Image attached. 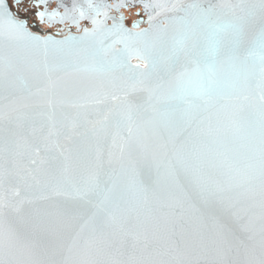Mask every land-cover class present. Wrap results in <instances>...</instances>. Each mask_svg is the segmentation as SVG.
<instances>
[{"label":"water","instance_id":"95a60500","mask_svg":"<svg viewBox=\"0 0 264 264\" xmlns=\"http://www.w3.org/2000/svg\"><path fill=\"white\" fill-rule=\"evenodd\" d=\"M249 5L259 0L153 3L140 32L114 23L46 44L0 20V259L260 264L264 82L254 36L246 64L202 65L216 81L211 97L201 76L169 71L175 41L203 10L225 24ZM10 227L20 240L9 252Z\"/></svg>","mask_w":264,"mask_h":264},{"label":"snow or ice","instance_id":"6c2138e0","mask_svg":"<svg viewBox=\"0 0 264 264\" xmlns=\"http://www.w3.org/2000/svg\"><path fill=\"white\" fill-rule=\"evenodd\" d=\"M14 5L19 6L22 0H13ZM49 0H38L34 3V7L39 8L41 5L48 6ZM59 7H65L63 0L59 4ZM117 7H120L119 5ZM145 9H148L150 5L145 4ZM158 7V6H155ZM176 7L175 5L173 6ZM197 5H189L188 10L197 8ZM228 7H240L242 10L244 6H231ZM259 8V19L254 18L256 8ZM251 11L246 12L244 16H238L232 22L225 24L218 23L212 19L214 9L209 6L208 9L203 10L204 18L202 20L194 22V26L190 28L188 35L175 41V46L172 53L173 66L170 67L169 71H173L175 65L181 66V71L176 75V79L183 80L185 77H189L193 74L204 78L203 94L211 97L215 92L216 81L211 79V76L204 77L202 71V65L206 67H212L216 64L228 63L232 66L244 65L247 63L248 57L254 55L249 52L247 45L249 43L248 36L252 34L254 39L251 41L254 45L259 47V71L264 82V0H259V5H249ZM79 9L73 5L71 9L65 11V15H70L73 11ZM58 11L45 12L40 11L36 13V16L40 21H43L45 16L49 18H55L59 16ZM80 16H84V12L80 11ZM63 19V18H62ZM121 20L123 17L120 18ZM0 20H3L9 28L16 34L27 37L30 40L38 43H47V41H41V37L33 35L27 29V22L23 19L14 18L7 0H0ZM78 23V22H77ZM93 24L97 21L93 18ZM114 30L126 31L123 29L122 24L116 25ZM207 32L212 37L211 43H202L201 34ZM85 35H89L87 29H85ZM144 35H147L145 33ZM189 65L191 67H189ZM140 65H136L139 67ZM148 91L151 96L150 89H144ZM114 99H117L114 97ZM208 103L207 100L204 101ZM261 129H262V149H261V170H260V181H261V196L264 199V93L261 94ZM187 103L190 107L196 108L193 101L188 100ZM131 107V106H129ZM191 115V114H189ZM130 118V117H129ZM207 197L209 199L216 197L218 191L208 190ZM20 240L19 232L13 228H9L4 236V247L10 252ZM0 264H11V261H5L0 259ZM260 264H264V259L260 261Z\"/></svg>","mask_w":264,"mask_h":264},{"label":"flooded vegetation","instance_id":"af4514ba","mask_svg":"<svg viewBox=\"0 0 264 264\" xmlns=\"http://www.w3.org/2000/svg\"><path fill=\"white\" fill-rule=\"evenodd\" d=\"M175 0H63L65 7H59L61 0H49L48 6L34 7L38 0H22L19 6L14 5L13 0H7L9 8L16 19L27 22V28L40 37H54L62 39L70 35H79L85 29L95 27H109L112 24H122L123 28L134 32H140L148 27L149 9L144 5L152 6L153 3L174 2ZM75 5L79 10L65 15L66 8L71 9ZM120 7H117V6ZM58 11L59 16L49 18L45 16L40 21L37 12ZM80 11L84 16H80ZM123 17L121 20L120 18ZM63 18V19H62ZM93 18L97 21L92 23ZM78 22V23H77Z\"/></svg>","mask_w":264,"mask_h":264}]
</instances>
